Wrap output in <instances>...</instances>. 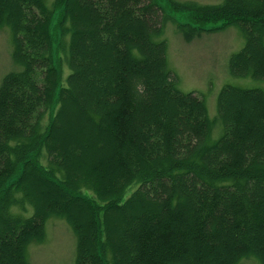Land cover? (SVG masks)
Returning a JSON list of instances; mask_svg holds the SVG:
<instances>
[{
	"label": "trees",
	"instance_id": "obj_1",
	"mask_svg": "<svg viewBox=\"0 0 264 264\" xmlns=\"http://www.w3.org/2000/svg\"><path fill=\"white\" fill-rule=\"evenodd\" d=\"M168 2L187 37L235 24L230 73L264 79V0ZM168 20L158 0H0L19 64L0 82V264H30L52 214L75 264H264V89L222 85L212 137L204 96L167 63ZM73 110L94 133L70 146Z\"/></svg>",
	"mask_w": 264,
	"mask_h": 264
},
{
	"label": "rangeland",
	"instance_id": "obj_2",
	"mask_svg": "<svg viewBox=\"0 0 264 264\" xmlns=\"http://www.w3.org/2000/svg\"><path fill=\"white\" fill-rule=\"evenodd\" d=\"M51 0H47L49 3ZM172 20H168L164 27L163 36L166 40V59L170 68L177 74V85L182 90H194L204 96L208 114L216 116V99L222 85L236 84L241 86H260L264 89V79L251 76H238L230 73L228 67L229 55L240 48L243 37L235 24H229L216 29H202L187 37L177 26L178 22L192 23L188 13L173 9L168 0H158ZM202 3H213L220 0H198ZM169 5V6H168ZM56 10L51 20V30L58 16ZM220 20L208 22L204 27L219 25ZM54 41V58L57 64L61 52L56 51ZM62 76L68 71L63 62ZM19 68V64L12 56L11 31L8 25L0 26V82L2 77L11 70ZM62 80V81H63ZM87 87L88 85H84ZM62 120L61 135L64 140L75 141L87 133H94L76 110ZM222 129L221 122L216 118L211 135L217 137ZM80 134V135H79ZM85 150V149H84ZM104 149L97 154H104ZM91 153L92 149L87 148ZM113 174V173H112ZM111 174V175H112ZM110 175V176H111ZM133 186L126 188L124 196L128 195ZM139 210V209H138ZM122 227V222L119 223ZM27 258L30 264H75L76 236L70 223L60 215H49L44 222V234L39 240H33L26 246ZM236 264H260L253 255L244 256Z\"/></svg>",
	"mask_w": 264,
	"mask_h": 264
}]
</instances>
